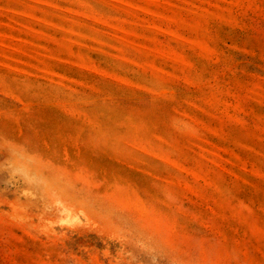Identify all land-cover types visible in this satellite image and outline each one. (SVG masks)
Listing matches in <instances>:
<instances>
[{
    "label": "rangeland",
    "instance_id": "1",
    "mask_svg": "<svg viewBox=\"0 0 264 264\" xmlns=\"http://www.w3.org/2000/svg\"><path fill=\"white\" fill-rule=\"evenodd\" d=\"M0 264H264V0H0Z\"/></svg>",
    "mask_w": 264,
    "mask_h": 264
}]
</instances>
